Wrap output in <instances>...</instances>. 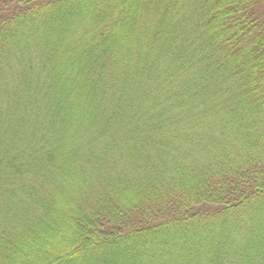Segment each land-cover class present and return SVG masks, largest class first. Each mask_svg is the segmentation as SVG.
<instances>
[{
    "label": "trees",
    "instance_id": "trees-1",
    "mask_svg": "<svg viewBox=\"0 0 264 264\" xmlns=\"http://www.w3.org/2000/svg\"><path fill=\"white\" fill-rule=\"evenodd\" d=\"M0 264H264V0H0Z\"/></svg>",
    "mask_w": 264,
    "mask_h": 264
}]
</instances>
